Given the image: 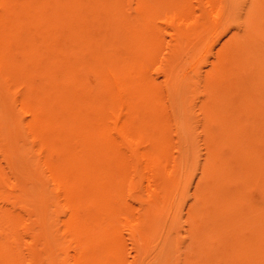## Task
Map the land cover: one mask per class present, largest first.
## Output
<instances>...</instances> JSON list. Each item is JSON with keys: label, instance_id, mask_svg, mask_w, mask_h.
I'll return each mask as SVG.
<instances>
[{"label": "bare ground", "instance_id": "6f19581e", "mask_svg": "<svg viewBox=\"0 0 264 264\" xmlns=\"http://www.w3.org/2000/svg\"><path fill=\"white\" fill-rule=\"evenodd\" d=\"M0 264H264V0H0Z\"/></svg>", "mask_w": 264, "mask_h": 264}]
</instances>
